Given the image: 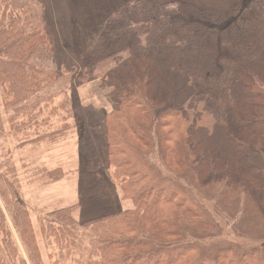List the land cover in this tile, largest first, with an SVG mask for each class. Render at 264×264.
<instances>
[{
    "label": "trees",
    "instance_id": "1",
    "mask_svg": "<svg viewBox=\"0 0 264 264\" xmlns=\"http://www.w3.org/2000/svg\"><path fill=\"white\" fill-rule=\"evenodd\" d=\"M149 3L106 17L71 61L59 60L46 0H0V264H43L5 123L19 147L55 142L79 127L72 94L96 80L112 108L101 158L84 171L133 206L88 221L74 218L80 204L42 216L50 264H264V0L240 10L214 61L212 44Z\"/></svg>",
    "mask_w": 264,
    "mask_h": 264
},
{
    "label": "rangeland",
    "instance_id": "2",
    "mask_svg": "<svg viewBox=\"0 0 264 264\" xmlns=\"http://www.w3.org/2000/svg\"><path fill=\"white\" fill-rule=\"evenodd\" d=\"M148 1L154 3L158 0H46L48 22L59 60L66 57L74 61L78 55L76 52L90 44L106 17L123 13L128 6H140L143 9ZM160 1L162 3L159 5L157 18L161 16L172 29L178 25L187 26L196 32L199 41L212 44L211 61L218 60L222 52L227 53L219 38L224 37L226 41L229 39L230 25L235 26L240 10L252 2V0ZM153 3H149V7ZM208 33L214 37L211 38L212 35L209 36ZM68 45L73 47H65ZM187 46L189 45L185 47ZM77 92L74 101L79 106L76 110L81 116L79 127L75 129L73 122L70 121L69 130L61 133L55 142L44 139L36 145L27 144L19 147L2 116L7 136L6 146L20 179V195L30 209L29 214L39 240L43 264L51 263L47 256L51 248L44 244L40 234L39 219L42 216L56 208L80 204V208L73 213L74 218L77 221H88L129 210L133 206L131 202L122 200L119 186L116 188L105 174L98 177L84 171L86 166L83 164H86L88 159L101 158L102 118L112 108L108 97L109 91L101 80H96L78 89L72 97H75ZM59 107L58 104L53 106L54 115L62 114ZM57 169L64 173L62 181L52 183L43 176L44 173ZM103 169L100 167L99 171ZM235 242L238 243V240ZM243 246L249 249L253 245Z\"/></svg>",
    "mask_w": 264,
    "mask_h": 264
}]
</instances>
